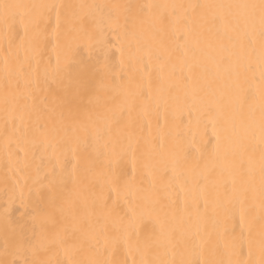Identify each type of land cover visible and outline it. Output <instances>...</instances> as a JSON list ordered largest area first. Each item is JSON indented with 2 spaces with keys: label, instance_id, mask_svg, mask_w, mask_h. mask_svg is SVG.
<instances>
[{
  "label": "snow or ice",
  "instance_id": "1",
  "mask_svg": "<svg viewBox=\"0 0 264 264\" xmlns=\"http://www.w3.org/2000/svg\"><path fill=\"white\" fill-rule=\"evenodd\" d=\"M0 264H264V0H0Z\"/></svg>",
  "mask_w": 264,
  "mask_h": 264
}]
</instances>
